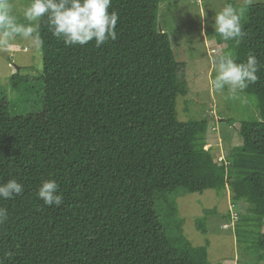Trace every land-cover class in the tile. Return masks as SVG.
<instances>
[{
  "label": "trees",
  "instance_id": "obj_1",
  "mask_svg": "<svg viewBox=\"0 0 264 264\" xmlns=\"http://www.w3.org/2000/svg\"><path fill=\"white\" fill-rule=\"evenodd\" d=\"M161 1L112 0L117 38L99 48L65 46L41 23L42 110L12 116L0 98V183L24 186L0 199L8 212L0 264H212L208 243L192 245L181 221L168 234L159 217L163 208L178 214L181 190L228 187L258 224L264 220V0L247 6L238 46L216 34L238 63L250 54L259 61V79L244 90L256 97L259 118L240 122L242 146L227 163L205 148L206 118L177 119L176 99L188 84L168 34L157 29ZM49 179L60 206L36 196ZM205 221H195L204 234ZM255 247L264 250V233Z\"/></svg>",
  "mask_w": 264,
  "mask_h": 264
},
{
  "label": "rangeland",
  "instance_id": "obj_2",
  "mask_svg": "<svg viewBox=\"0 0 264 264\" xmlns=\"http://www.w3.org/2000/svg\"><path fill=\"white\" fill-rule=\"evenodd\" d=\"M262 0H164L159 3L157 29L166 32L177 61L183 62V77L188 84L185 96L176 99L179 121L206 118L208 126L204 137L217 162H230L232 153L242 146L238 128L242 120L259 118L257 99L244 91L230 99L227 90L215 92L208 81L214 76L215 59L230 52L226 43H218L214 23L215 13L227 3L243 10L246 16L249 4ZM11 14L18 24H27L22 10L30 1L8 0ZM203 16V17H202ZM241 20V21H242ZM206 21V23H205ZM18 73L16 86L11 76ZM43 60L40 46L16 36L7 46L0 45V98H5L12 116L37 113L44 105L45 88L42 78ZM178 214L167 217L160 210L167 233L172 235L181 221L185 237L194 246L207 245L208 260L215 264H264V250L255 242L264 233V220L252 212V206L243 199H235L226 187L218 192L178 191L175 196ZM210 209L208 214L205 210ZM206 218L207 232L201 233L195 221Z\"/></svg>",
  "mask_w": 264,
  "mask_h": 264
},
{
  "label": "clouds",
  "instance_id": "obj_3",
  "mask_svg": "<svg viewBox=\"0 0 264 264\" xmlns=\"http://www.w3.org/2000/svg\"><path fill=\"white\" fill-rule=\"evenodd\" d=\"M252 0H249L251 3ZM112 0H30L22 14L27 24H18L11 14L12 5L0 0V45L7 46L16 36L30 40L35 46L42 45L41 23L65 46H85L94 41V47H101L117 38L118 13L109 11ZM203 17V16H202ZM243 10L231 3L225 4L215 13L212 27L224 41H233L238 46L245 32L241 20ZM206 23V21H205ZM259 61L248 55L245 62H237L231 52L218 56L214 61V76L208 81L211 89L218 93L227 90L226 98L236 99L238 94L258 79ZM24 186L12 178L0 183V199L8 200L22 194ZM36 196L46 206H60L63 196L55 180H45L38 187ZM8 218L7 209L0 207V224Z\"/></svg>",
  "mask_w": 264,
  "mask_h": 264
}]
</instances>
